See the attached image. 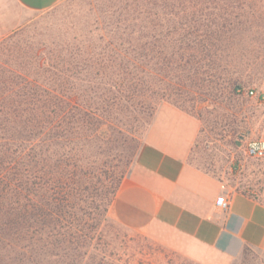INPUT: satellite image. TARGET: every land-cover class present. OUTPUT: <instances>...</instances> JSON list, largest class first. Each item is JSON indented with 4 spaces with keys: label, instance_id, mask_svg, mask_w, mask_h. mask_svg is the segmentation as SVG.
Returning a JSON list of instances; mask_svg holds the SVG:
<instances>
[{
    "label": "trees",
    "instance_id": "16d2710c",
    "mask_svg": "<svg viewBox=\"0 0 264 264\" xmlns=\"http://www.w3.org/2000/svg\"><path fill=\"white\" fill-rule=\"evenodd\" d=\"M253 1L101 0L92 29L59 49L23 45L21 31L0 42V264H107L81 245L75 205L106 206L117 178L89 185L85 150L121 117L211 82L231 25L264 22L228 11Z\"/></svg>",
    "mask_w": 264,
    "mask_h": 264
},
{
    "label": "rangeland",
    "instance_id": "374dc122",
    "mask_svg": "<svg viewBox=\"0 0 264 264\" xmlns=\"http://www.w3.org/2000/svg\"><path fill=\"white\" fill-rule=\"evenodd\" d=\"M100 3L101 0H61L52 9L32 12L14 0H0V42L21 31L23 45L28 44L35 50L59 49L92 29L96 17L94 8L97 10ZM250 4L242 10L229 8L228 11L264 12V1L254 0ZM220 45L224 52L216 59L217 76L194 87L185 102L163 101L150 116L121 117L117 125L103 130L105 143L87 148L82 160L84 173L90 175L89 185L100 181L110 186L117 178L116 197L156 113L169 104L200 122L191 161L218 174L236 191L248 193L264 203V153L252 156L247 152L250 142H264V101L261 99L264 96V22L232 24L231 32L222 38ZM251 90L258 97H252ZM113 201L98 209L82 202L75 205L76 217L88 230L81 245L87 246L97 260L105 257L107 264H198L147 233L120 225L111 215ZM239 264H264V250L248 249Z\"/></svg>",
    "mask_w": 264,
    "mask_h": 264
},
{
    "label": "crops",
    "instance_id": "0c3cea01",
    "mask_svg": "<svg viewBox=\"0 0 264 264\" xmlns=\"http://www.w3.org/2000/svg\"><path fill=\"white\" fill-rule=\"evenodd\" d=\"M32 12L61 0H14ZM200 122L166 104L156 113L131 171L111 206L123 227L141 231L198 264H239L248 249L264 250V203L236 191L191 161ZM224 195L227 210L217 207Z\"/></svg>",
    "mask_w": 264,
    "mask_h": 264
},
{
    "label": "built area",
    "instance_id": "2783aa9c",
    "mask_svg": "<svg viewBox=\"0 0 264 264\" xmlns=\"http://www.w3.org/2000/svg\"><path fill=\"white\" fill-rule=\"evenodd\" d=\"M249 94L252 97H258V94L254 90L249 91ZM261 99L264 101V96H262ZM247 152L249 155H252V156H258V155L263 154L264 153V142L263 141L250 142L247 147ZM229 205H230V200H228L224 195L218 198L217 207L220 208L221 210H227Z\"/></svg>",
    "mask_w": 264,
    "mask_h": 264
}]
</instances>
